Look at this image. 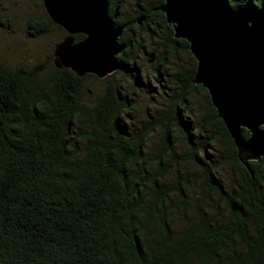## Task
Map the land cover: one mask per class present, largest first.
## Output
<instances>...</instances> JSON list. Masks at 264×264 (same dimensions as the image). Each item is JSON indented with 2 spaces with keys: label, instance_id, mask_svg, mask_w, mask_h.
Masks as SVG:
<instances>
[{
  "label": "trees",
  "instance_id": "1",
  "mask_svg": "<svg viewBox=\"0 0 264 264\" xmlns=\"http://www.w3.org/2000/svg\"><path fill=\"white\" fill-rule=\"evenodd\" d=\"M105 1L124 28L115 73L130 81L127 91L113 75L78 78L52 65L48 89L35 84L47 63L25 72L0 63V264H264V157L240 163L206 91L192 83L188 44L163 14L137 23L163 0H136L130 18L125 1ZM228 1L264 37L259 0ZM134 26L160 42L142 67L148 52L127 35ZM87 78L103 87L86 104ZM141 95L155 116L148 108L140 119Z\"/></svg>",
  "mask_w": 264,
  "mask_h": 264
},
{
  "label": "water",
  "instance_id": "2",
  "mask_svg": "<svg viewBox=\"0 0 264 264\" xmlns=\"http://www.w3.org/2000/svg\"><path fill=\"white\" fill-rule=\"evenodd\" d=\"M53 24L68 36L54 46L52 64L76 77L103 80L114 74L123 27H114L105 0H42ZM228 0H163L158 10L173 38L184 40L196 66L192 83L207 93L209 103L232 140L240 163L264 157V37L253 34L244 9ZM237 10V11H236ZM143 18L137 20L141 24ZM245 26V27H244ZM90 28L94 37L89 35ZM85 38L74 44V35ZM89 45L95 55L80 57L74 49ZM152 61L153 55L149 56ZM249 133L243 139L241 130Z\"/></svg>",
  "mask_w": 264,
  "mask_h": 264
},
{
  "label": "rangeland",
  "instance_id": "3",
  "mask_svg": "<svg viewBox=\"0 0 264 264\" xmlns=\"http://www.w3.org/2000/svg\"><path fill=\"white\" fill-rule=\"evenodd\" d=\"M145 0H141L143 2ZM0 16L2 22L9 19L11 25L4 23V29H0V63L5 67L9 68L12 71H16L19 68H25L26 71H31L38 64L40 65L45 61L46 56L52 51L53 46L56 45L59 41L60 32L51 28L44 35L32 38L28 36L26 30V22L28 19L39 17L40 8L37 6V0H0ZM136 0H125L124 13L125 17L130 18L131 13L135 7ZM4 33V35H2ZM157 34L161 35L157 32ZM127 35L140 37L139 40H145L147 54L139 55V65L142 67L145 64L144 58H148L153 52L158 51V45L160 42H154L149 44V36L146 30H138L135 26L130 28L127 32ZM158 38H156V41ZM159 41V40H158ZM32 60V61H30ZM181 61V62H180ZM178 61L179 65H182V62H185L184 58H180ZM184 65V64H183ZM52 71L50 66H47L44 70L40 71L35 79V84L40 85L44 84L46 88L52 89L54 87V81L51 79ZM113 77L110 78L109 82L112 85L118 84V81H122L120 84L127 89H130V81L122 80L118 73L112 74ZM174 75V73L172 74ZM173 77V76H172ZM83 100L86 102L91 101L93 97H96L100 94L103 85H100L94 80L87 78L83 84ZM88 91V92H87ZM89 93V94H88ZM139 105V117L144 119L146 110L149 108V114L155 116L154 106L149 103V99L143 95L138 98H134ZM195 110H200L202 108V103L197 99L195 101ZM138 119V117H137ZM180 152V151H179ZM227 185V184H226ZM201 187V184H199ZM202 188V187H201ZM198 191L196 188L194 191ZM191 192V198H197L195 192ZM181 216V215H180ZM179 216V219L180 218ZM188 216L193 217V213H188Z\"/></svg>",
  "mask_w": 264,
  "mask_h": 264
},
{
  "label": "flooded vegetation",
  "instance_id": "4",
  "mask_svg": "<svg viewBox=\"0 0 264 264\" xmlns=\"http://www.w3.org/2000/svg\"><path fill=\"white\" fill-rule=\"evenodd\" d=\"M38 3H37V6H39L40 8V16L39 17H34V18H31V19H28L27 22H26V30H27V34L28 36L32 37V38H35V37H38V36H41V35H44L45 33H47L52 27L57 29L59 32H60V39L58 41L57 44H59L60 42H62V40L68 36V34L60 27H58L57 25L53 24L52 21L50 20V18L48 17V15L46 14V11L44 9V6H43V3H42V0H37ZM125 1V0H123ZM140 2V0H138ZM163 4V3H162ZM150 6V5H149ZM159 7H157L156 9L152 10V12L150 14H147V15H144L142 18H143V21L145 22L147 19L150 23H148V26L153 24L154 25V22L151 20V14L153 15L154 13H156V11L159 12L158 10ZM108 10H109V3H108ZM110 16V15H109ZM8 20V19H7ZM49 22L52 23V25L49 24ZM39 23V24H38ZM41 25V28L38 29ZM10 26V25H8ZM5 25L4 23L0 22V29H4ZM40 31H41V34H40ZM2 35H4V33H2ZM79 35V34H78ZM83 37V39L85 38L83 35H80ZM77 35H74L73 36V39H74V44L80 42V41H77L76 39ZM82 39V40H83ZM81 40V41H82ZM56 44V45H57ZM54 45V46H56ZM53 46V48H54ZM53 50V49H52ZM153 55V54H152ZM51 57V59H50ZM52 60H53V57H52V51L46 56L45 58V63H47L49 66L52 65ZM32 61V60H30ZM43 62V63H44ZM44 63V64H45ZM39 65V64H38ZM37 65V66H38ZM37 66H35L33 69H35ZM54 67V66H53ZM19 72H25V68H19L18 69ZM61 81L58 82V85L55 86L56 90H58L60 87H61Z\"/></svg>",
  "mask_w": 264,
  "mask_h": 264
},
{
  "label": "snow or ice",
  "instance_id": "5",
  "mask_svg": "<svg viewBox=\"0 0 264 264\" xmlns=\"http://www.w3.org/2000/svg\"><path fill=\"white\" fill-rule=\"evenodd\" d=\"M245 27V26H244ZM247 30L252 31L253 30V24L251 23L249 26L245 27ZM86 30L89 31V35L94 37V33L90 28H87ZM73 54L80 56V57H90L95 55V52L89 45H82L79 49H74Z\"/></svg>",
  "mask_w": 264,
  "mask_h": 264
},
{
  "label": "clouds",
  "instance_id": "6",
  "mask_svg": "<svg viewBox=\"0 0 264 264\" xmlns=\"http://www.w3.org/2000/svg\"><path fill=\"white\" fill-rule=\"evenodd\" d=\"M235 2L237 4H245V5H247L249 0H235ZM259 4H260L259 11H257V9H255V8H254V11L257 12V13L264 12V0H259ZM238 9H243V8H238ZM246 21H251V20H246ZM251 23H252V21H251Z\"/></svg>",
  "mask_w": 264,
  "mask_h": 264
}]
</instances>
